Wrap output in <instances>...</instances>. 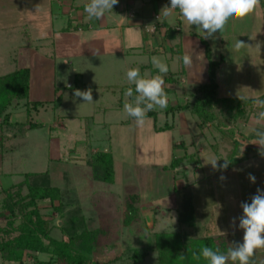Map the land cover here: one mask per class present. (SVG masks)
Wrapping results in <instances>:
<instances>
[{
    "label": "rangeland",
    "instance_id": "rangeland-1",
    "mask_svg": "<svg viewBox=\"0 0 264 264\" xmlns=\"http://www.w3.org/2000/svg\"><path fill=\"white\" fill-rule=\"evenodd\" d=\"M48 4L49 0H0V77L29 67L27 58H29L30 45L37 47L38 45L34 43L38 41L37 38L43 36L46 39L50 36L51 23L50 16L47 15L49 13ZM157 19L161 22L160 16H157ZM177 26H180L179 22ZM193 27L197 28L194 25ZM241 28L240 26V30ZM193 35L198 38V33H193ZM243 38L242 35L238 37L239 40ZM248 43L249 41H246V44ZM214 44L216 47L220 45L215 41ZM262 47L260 44V49L254 50L252 47L253 50H246L247 47H245L238 51L244 54L242 56L243 65L237 63L230 51L225 52L226 49L218 48L217 51L225 52L221 60L214 58V52L211 49L212 59L220 61L217 70L220 69L222 73L219 76L221 87L224 88L221 91L222 95L230 92L238 96L246 95L254 98L264 95V67L262 66L264 62L263 60L257 61L260 65L254 66L256 62L254 63L248 57L249 55L251 58L254 55L257 56L262 52ZM196 50L192 49L191 57L194 59L195 69L198 70L200 63L198 53H195ZM141 55L145 60L137 56L138 61L147 62L148 56ZM182 56V51H180V57ZM162 60L166 62L165 57ZM203 61L207 68L209 59L204 56V53L201 63ZM130 68H138L141 73L138 64L137 67L131 64ZM114 75L118 78L114 83L120 88L114 93L102 86L107 83L102 80L104 78H93L89 81L93 76L87 75L85 82L95 86L91 88L93 102H85L82 97L75 96L76 86H82L83 80L74 82V77L70 78L69 75L67 90L61 89L58 84L56 97L44 102V107L30 108L31 105L27 104L31 101L30 98L21 100L19 105L15 102L9 105L8 110L12 113L14 125L6 130V141L4 147L0 149V212L5 203L3 190L21 183L27 173L48 170L55 183L57 182L62 188L72 190L77 195L87 217L95 213V201L113 202L120 213L114 251L116 254H123L124 257L127 256L125 252L128 249L150 247L153 232L183 230L178 221V207L182 193L192 198L196 207L197 223L195 227L187 228L189 233L192 235L227 233L233 242H242V237L229 226L233 224V218H236L235 223H239L238 218L243 214L240 209L241 203H250L258 188L264 191V154H261L259 150L249 151L248 156L257 154L254 155V160L248 162L244 158L239 164L232 165L234 167L231 171L229 168L231 165L229 155L233 149L231 137L222 135L214 125H208L204 129L200 128V120L191 109L169 110L173 104L187 102L183 87L184 81L176 79L174 81L169 79L166 81L168 84L165 82L166 86L169 87L171 84L170 87L173 86L175 90L169 95L170 91L168 93L164 89L171 103L165 109L156 108L157 117L147 115L142 124H136L135 137H133L135 146L129 148L128 143L132 139L129 130L133 129L130 125L128 126L127 122L129 123L132 118L124 111V104L132 102L133 97L125 96L123 85L128 83L126 71L122 74L123 76L119 77L118 71ZM188 99L193 100L191 95ZM121 103L123 104L120 105ZM30 122L39 125L31 129ZM237 125L243 134L257 140L253 131L257 126L253 118L246 124L237 123ZM120 127H123L122 133L119 130ZM111 145L117 148H128L126 150L130 153L134 152V160L127 151L118 163V167L123 168L125 182L131 175L135 181L134 176L137 170L144 172L146 167L140 166L143 163L148 166L169 160L172 162L174 158L185 154H188L193 162H185L174 170L178 190L172 194V197L169 195L164 201H156L155 206L162 208L161 211L159 209L155 213L147 207H142L141 218L138 222L124 226L122 211L125 198L122 196H125L126 192L129 193L128 187L123 188L122 191L117 181L107 183L94 180L92 169L87 164V160L93 157L95 151H108L112 154ZM245 150L241 151L246 152ZM242 154H239L238 158L243 157ZM213 155L220 158L218 165L225 164L226 160L227 167L213 169L210 164H207L208 158ZM198 157L201 159L199 164ZM137 166H139L138 169ZM249 174L255 176L254 183L249 179ZM149 192H152L151 187ZM166 202L171 204V207L165 205ZM40 207L46 217L52 218L54 224L62 225L61 213L54 210L49 202L41 203ZM5 223L4 219H0L1 225ZM240 231L243 230L240 229ZM52 234L58 238L62 236L57 228ZM263 252L264 249H261L256 253V260L259 264L263 260L259 253ZM155 257L151 255L144 264H157ZM38 259L47 261L49 255L39 254ZM0 264L22 263L3 260L0 251ZM24 264H38V261L36 258L27 257ZM122 264L128 263L123 261Z\"/></svg>",
    "mask_w": 264,
    "mask_h": 264
},
{
    "label": "trees",
    "instance_id": "trees-1",
    "mask_svg": "<svg viewBox=\"0 0 264 264\" xmlns=\"http://www.w3.org/2000/svg\"><path fill=\"white\" fill-rule=\"evenodd\" d=\"M180 33V26H167L170 39H175ZM201 40L209 59V80L191 94L193 100L170 106L169 110L191 109L200 120V128L214 125L222 135L231 137L233 149L229 158L230 164L235 165L248 157L249 151H260V148L251 145L256 142V138L243 134L237 123L246 124L259 111L264 110L255 103L257 99L264 100V95L259 98L220 97L217 80L220 61L212 59L208 42ZM184 69L181 60L180 72L183 73ZM30 79L29 68H21L0 77V149L6 141V130L14 125L12 113L8 110L9 105L12 102L19 105L21 100L29 98ZM27 104L35 109L45 106L44 102L39 101H29ZM157 114L155 110L147 113L153 117H157ZM38 125L30 122L31 129ZM241 153L243 157L238 158ZM185 162H193L188 154L174 158L168 168L176 170ZM87 164L92 169L94 180L115 182L114 158L110 152L94 153L93 157L87 160ZM3 193L5 203L0 212V219H4L6 223L0 224V251L5 261L24 264L27 257H33L37 259L38 264H122L123 261L128 264H144L151 255H155L157 264H207L203 258L197 260L194 255L202 246L226 253L234 244L229 235H192L187 231V228L196 226L197 217L192 198L184 193L178 207V221L183 230L153 232L150 247L128 249L125 252L126 257L114 251L120 213L113 202L95 201L96 211L87 217L77 195L55 183L48 170L25 174L21 183L3 190ZM46 201L61 213L62 225L54 224L52 218L43 214L40 204ZM139 202L140 197L136 194L125 196L122 211L124 226L135 224L141 218ZM56 228L61 231L60 238L52 234ZM39 254L49 255V260H39ZM253 260L259 264L256 255Z\"/></svg>",
    "mask_w": 264,
    "mask_h": 264
},
{
    "label": "crops",
    "instance_id": "crops-1",
    "mask_svg": "<svg viewBox=\"0 0 264 264\" xmlns=\"http://www.w3.org/2000/svg\"><path fill=\"white\" fill-rule=\"evenodd\" d=\"M87 3H89V0H49V13L47 15L50 16V36L46 39L43 36L37 38L38 41L34 43L38 46L32 47L30 45V51L28 52L29 58L27 59L30 66L27 68L30 69L31 74L29 95L31 101L47 102L50 101L49 99L56 97L58 84L61 89L68 87L69 75L70 78L74 77V82L83 80L82 86H76V90L95 87L85 82L87 75H92L93 77L89 81H92L93 78H104L102 80L107 83L102 84V86L114 93L120 89L114 83L118 79L117 75L114 74L118 71L119 77L123 76L122 74L124 71L127 73L131 64L134 67H137V64L139 65L142 76L152 77L160 74L151 63L153 56L161 59L165 57L169 71L166 75L161 74L164 81L166 82L168 79L184 81L183 87L187 101H189V95L209 80V63L207 68L204 61V63H201L203 53L206 56L205 46L201 39H205L209 43L210 49L214 52V58L222 60L225 52L230 51L237 63L243 65L242 56L244 54L234 50L236 40L242 35L244 38L241 40L245 44L246 41H249L245 46L247 47L246 50L260 49V44L263 46L262 52L257 56L254 55L252 58L251 55L248 56L254 63L256 62L254 66L260 65L257 61L263 60L264 62V0H260V5L252 15L244 20L230 22L223 32H217L208 38L205 37L206 34L202 30L188 25L180 16L178 9L174 10L171 16L164 17L162 9L170 6V0H119L118 4L113 6L112 11L106 12L101 20H89L87 18V14L84 12V6ZM157 16L161 17V22H158ZM178 22L180 23L181 33L175 39H170L167 34V26H177ZM163 23L164 25H162ZM240 26L242 30H240ZM193 33H198V38ZM46 40L48 41L46 42ZM214 41L220 44L219 47L215 46ZM221 47L226 49L225 52L222 50L217 51ZM245 47L242 49H245ZM192 49H197L195 53H198L200 63L198 70L195 69L194 59H192L190 65H184L185 69L182 73L180 72V51L183 55L187 53L191 56ZM141 54L148 56L147 62L138 61L137 56L142 58ZM262 66L264 67V64ZM220 74L222 73L219 69L217 70V80L218 95L220 97H252L238 96L233 92L222 95L221 91L224 88L220 84ZM166 84L168 83L166 82ZM123 86L125 87L124 92L129 87L135 88L129 82ZM170 86L171 84H169V87L164 84V89L168 93L170 91L169 95L172 91H175L172 88L173 86ZM170 103L168 99V104ZM177 105L173 104V106ZM121 123H125V121H121ZM127 124L133 129L129 130L130 137H132L128 143L130 148L135 146L133 137H135L134 128L137 122L132 118ZM122 129L123 127H120V132ZM111 147L115 166V182H119L122 191L123 188L128 187L129 193L126 192L125 196L127 194L138 195L140 197L138 206L141 211L143 210L142 207H147L155 213L159 209L161 211L162 208L155 206L156 201H164L165 197H169V195L172 197V194L178 190L175 184L176 171L168 168V163L170 165L171 160H169L170 162H158L154 165H148L152 166L150 168L144 163L141 164L140 166L146 167L144 172L141 170L138 172L137 170L134 176L135 181L131 175L127 177L126 183L123 178V168L118 167V163H120L121 157L128 151L126 150L128 148H117L113 145ZM128 155L131 158L133 156L132 159L134 160V152L130 153L128 151ZM198 155L201 156L202 153H198ZM254 155L257 154L249 155L246 160L248 162L253 161ZM200 162L201 159L198 157V164ZM232 167L234 166H229L231 171L233 170ZM150 187L152 188L151 193L149 192ZM125 196L122 197L125 198ZM165 205L171 207V204L167 202ZM229 227L234 228L237 231L236 234L243 237V231H240L239 223L232 224ZM259 254L264 260V252Z\"/></svg>",
    "mask_w": 264,
    "mask_h": 264
},
{
    "label": "clouds",
    "instance_id": "clouds-1",
    "mask_svg": "<svg viewBox=\"0 0 264 264\" xmlns=\"http://www.w3.org/2000/svg\"><path fill=\"white\" fill-rule=\"evenodd\" d=\"M118 2L119 0H89L84 6V12L89 20H101ZM259 5L260 0H170V6L164 7L162 14L164 17H169L178 9L180 16L188 25L196 26L208 38L217 32H223L230 22L244 20L252 15ZM245 46L246 44L238 39L234 44V50L240 51ZM180 59L185 66L192 62L191 56L187 53ZM151 63L160 74L149 78L147 75L142 76L138 68H130L126 73L129 84L134 85L135 88L129 87L125 91V96L133 97V100L124 104V111L138 124L145 121L149 111L156 108L165 109L168 106V98L164 90L165 81L161 74L166 75L169 66L157 56L151 58ZM75 96L82 97L85 102H93L91 88L86 91L77 89ZM255 103L264 109V100L257 99ZM253 122L257 126L253 129L257 137L253 144L259 145L261 154H264V110L259 111ZM219 160L220 158L213 155L208 158L207 164L213 169L226 168L227 161L225 160L223 165H218ZM249 179L255 182L254 175L249 174ZM240 206L243 214L238 219L239 228L243 230L242 242H234L226 253L209 246H202L198 253L194 254L197 260L203 258L207 264H256L253 257L258 250L264 249V191L258 188L251 202H242ZM235 220L236 218H233V224ZM260 264H264V260Z\"/></svg>",
    "mask_w": 264,
    "mask_h": 264
},
{
    "label": "water",
    "instance_id": "water-1",
    "mask_svg": "<svg viewBox=\"0 0 264 264\" xmlns=\"http://www.w3.org/2000/svg\"><path fill=\"white\" fill-rule=\"evenodd\" d=\"M252 145H253V147H258V148H260V146L257 145V144H252Z\"/></svg>",
    "mask_w": 264,
    "mask_h": 264
}]
</instances>
